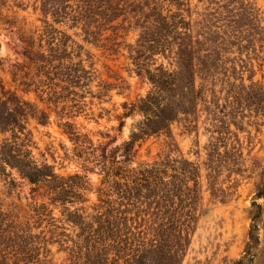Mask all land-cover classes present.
<instances>
[{"label": "trees", "instance_id": "1", "mask_svg": "<svg viewBox=\"0 0 264 264\" xmlns=\"http://www.w3.org/2000/svg\"><path fill=\"white\" fill-rule=\"evenodd\" d=\"M226 1L238 5L221 3L209 12L218 23H211L213 29H194L190 0H43L51 18L44 19L46 49L24 54L35 70L24 83L33 85L41 99L74 114L86 109L87 93L103 99L111 89L127 87L106 63L103 77L94 54L73 34L110 51L128 45L135 71L150 88L123 103L125 116L138 111L141 118L119 142L109 129L82 131L64 120L78 168L62 174L32 152L28 115L46 121L47 112L0 83V133H8L0 140V181L9 188L26 183L29 189L24 211L20 203L4 206L0 201V264L182 263L204 205L203 186L211 198L224 201L234 184L217 181V174L223 167L240 172L241 165L236 157H223L226 143L213 135L205 145L203 181L200 163L181 152L171 123L202 97L194 88L196 61L202 74L218 69L220 50L228 48L217 43L219 38L239 49L245 46L240 39L250 46L264 34L254 0ZM56 22L73 32L58 29ZM128 31L135 32L132 42L126 39ZM160 56L170 57L169 65ZM253 95L262 100L260 84ZM123 124L120 118L117 129ZM157 133L170 139L153 158L139 159V141ZM261 196L264 180L255 192ZM251 204L249 246L257 242L254 229L261 214V203Z\"/></svg>", "mask_w": 264, "mask_h": 264}, {"label": "rangeland", "instance_id": "2", "mask_svg": "<svg viewBox=\"0 0 264 264\" xmlns=\"http://www.w3.org/2000/svg\"><path fill=\"white\" fill-rule=\"evenodd\" d=\"M254 1L260 8V21L264 24V0ZM221 3H227L229 8L238 5L237 1L190 0L189 12L194 29H207L208 26L213 29L211 23H218L209 12ZM46 7L43 0H0V83L5 89L14 91L22 99L29 100L47 112L49 118L46 121L28 115L27 127L32 133V152L38 160L46 161L57 172L66 174L76 170L78 163L72 155V143L61 123L70 120L82 131L109 129L119 142L129 136L130 129L141 118L138 111L125 116L123 103L144 95L150 83L135 71L128 45L121 44L116 50L110 51L84 42L79 35L73 34L77 41L94 54L95 65L103 77L107 73L106 63L125 78L127 87L111 89L103 99L87 93L86 109L74 114L63 113L62 108L41 99L33 85L27 86L24 83L35 71L31 60L24 54L32 56L36 50L46 49L47 25L44 19L49 22L51 20L46 15ZM54 25L58 29L73 32L62 23L56 22ZM134 36V31H128L127 41L132 42ZM40 41L41 46L38 45ZM218 41L222 47L228 46L220 50L218 69L202 74L196 61L194 88L201 89L202 97L195 100L187 115L180 114L172 121L171 129L181 152L200 163L203 181L205 145L213 135H218L222 143H226L223 157L230 161L234 157L238 158L241 170L230 173L223 167L217 174V181L224 185L234 184L233 193L224 201L211 198L203 184L204 205L181 264H264V196L255 197L257 187L264 180V95L260 102L253 95L256 84L264 89V34L261 40L254 39L249 43L250 46L246 45L248 41L240 39L245 46L239 49L229 42ZM69 43L75 46L73 42ZM170 59L158 57L165 64ZM95 83L91 84L93 91H96ZM120 118L124 119V124L118 130ZM217 129L224 133H217ZM7 135V132L0 133V140ZM168 139L170 137L167 138L164 133H157L139 141L138 158H153L157 151L163 149ZM235 144L241 149V154L238 149H234ZM89 176L95 178L93 173H89ZM21 184L9 188L7 183L0 181V201L4 206L17 202L23 211L27 209L24 195L29 190L28 184ZM252 200L261 203V214L254 229L257 242L249 246Z\"/></svg>", "mask_w": 264, "mask_h": 264}]
</instances>
